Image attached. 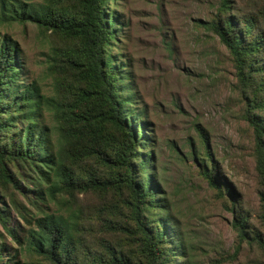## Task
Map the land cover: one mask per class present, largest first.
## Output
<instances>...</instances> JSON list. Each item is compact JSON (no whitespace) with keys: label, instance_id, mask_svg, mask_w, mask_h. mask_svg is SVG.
<instances>
[{"label":"trees","instance_id":"obj_1","mask_svg":"<svg viewBox=\"0 0 264 264\" xmlns=\"http://www.w3.org/2000/svg\"><path fill=\"white\" fill-rule=\"evenodd\" d=\"M114 1L41 0L24 11L18 1L0 0V225L17 246L1 264H193V245L152 171L153 138L119 60ZM247 5L217 0L202 25L230 55L264 188V0ZM28 22L54 39L45 61L48 95L24 83L6 31ZM185 156L232 214L238 243L264 259V191L257 228L218 173L202 128ZM16 194L41 216L30 218ZM49 203L56 208L46 212ZM13 213L29 225L23 237ZM7 248L0 244V258Z\"/></svg>","mask_w":264,"mask_h":264},{"label":"rangeland","instance_id":"obj_2","mask_svg":"<svg viewBox=\"0 0 264 264\" xmlns=\"http://www.w3.org/2000/svg\"><path fill=\"white\" fill-rule=\"evenodd\" d=\"M18 1L22 10L41 0ZM248 8L249 0H236ZM217 0H115L110 4L120 26L117 42L130 75L136 107L149 122L153 138L152 171L166 205L193 245V264H264L257 249L238 243L231 227L232 214L215 197L186 158L198 127L206 131L209 150L218 161L219 174L232 188L250 225L260 228L259 192L250 129L243 119L245 99L236 88L230 55L202 22L213 15ZM16 44L24 83L50 94L46 55L54 44L49 32L32 23L7 28ZM112 52H115L114 50ZM11 192V190L9 189ZM2 193V190H1ZM31 217L41 214L16 194ZM80 202L93 203L79 195ZM4 202L8 204L7 198ZM46 212L56 206L47 204ZM12 223L24 236L29 226L15 213ZM0 264L17 246L4 235ZM237 251L235 253V249ZM20 257V256H18Z\"/></svg>","mask_w":264,"mask_h":264}]
</instances>
